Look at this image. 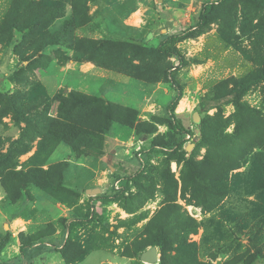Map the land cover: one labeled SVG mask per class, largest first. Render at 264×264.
<instances>
[{
  "label": "rangeland",
  "instance_id": "obj_1",
  "mask_svg": "<svg viewBox=\"0 0 264 264\" xmlns=\"http://www.w3.org/2000/svg\"><path fill=\"white\" fill-rule=\"evenodd\" d=\"M0 234L1 264H148L157 235L156 264H264V0H0Z\"/></svg>",
  "mask_w": 264,
  "mask_h": 264
},
{
  "label": "trees",
  "instance_id": "obj_2",
  "mask_svg": "<svg viewBox=\"0 0 264 264\" xmlns=\"http://www.w3.org/2000/svg\"><path fill=\"white\" fill-rule=\"evenodd\" d=\"M250 1H258V0H250ZM216 8V5L215 3H209V4H205L202 9H201V12H200V15H199V23H206L211 14L213 13V11L215 10ZM184 38L183 35H173V36H169V38L166 40L167 44H161L160 46H158L155 51L160 54V55H164V56H178L179 57V53L177 51V49L174 47V44L180 40H182ZM248 81H252L254 82V80H248ZM246 84V85H245ZM248 86L249 83L248 82H244V84H240L238 87H237V90H234L236 92H242L245 90V86ZM239 102L240 100H237V103H236V107L238 109L242 108L245 112H249L251 111L249 108H247L246 106H240L239 105ZM176 104V101L172 104V107H171V110H173V107L174 105ZM62 127H65L64 123L61 122L59 123ZM73 125V124H72ZM203 128L200 130V133H201V137L203 139L206 138V133L203 131ZM173 129L176 130L177 134L179 135L178 138L176 139H173L172 141H170L169 143L167 144H162L160 147L162 148V150L164 152L167 153V156H166V159L168 162H175L176 164H181V163H189L188 165L190 166L191 169H193V165H192V162L190 161V157H185V152L182 151V147H183V144L185 143V135L188 134V131L184 130L183 128H181L179 125L177 124H174L173 126ZM221 141L220 138L218 137L217 134L214 135V140H213V143H214V146L215 147H219L220 144L222 142H219ZM202 165V163H201ZM128 184L126 182H122L121 183V191H126L128 189ZM225 185L227 186V184L225 183ZM225 185H224V190H226L225 188ZM118 191V192H117ZM114 194V198H110V197H103V202L106 203L108 201H111L112 199H118L120 197V190H117ZM89 215H86V217H88ZM93 217V216H92ZM76 223V224H75ZM81 222H71L70 223V227H74L76 225H80ZM117 227L119 226H115L114 229H116ZM151 241L150 242H147L145 243L144 246H142V243H140L138 245V249H140V253L142 254L143 252H145L147 250V247H159L160 250L162 248H165V244H166V238L161 236V235H157L155 236V238L151 237ZM8 243V239L5 237V236H2L0 234V254L2 253L3 249L5 248V246L7 245ZM1 264V263H0ZM160 264H163V259L161 258L160 259Z\"/></svg>",
  "mask_w": 264,
  "mask_h": 264
},
{
  "label": "water",
  "instance_id": "obj_3",
  "mask_svg": "<svg viewBox=\"0 0 264 264\" xmlns=\"http://www.w3.org/2000/svg\"><path fill=\"white\" fill-rule=\"evenodd\" d=\"M193 118L197 123L200 122V117L197 113L194 114ZM196 133H198V130H196ZM99 192H100L99 189H93L89 191L88 193L95 195V194H98ZM140 261L143 263H148V264H156L158 262V254H157L156 247H151L145 252H143L140 255Z\"/></svg>",
  "mask_w": 264,
  "mask_h": 264
},
{
  "label": "crops",
  "instance_id": "obj_4",
  "mask_svg": "<svg viewBox=\"0 0 264 264\" xmlns=\"http://www.w3.org/2000/svg\"><path fill=\"white\" fill-rule=\"evenodd\" d=\"M138 12H139V14H138ZM138 15H142L140 10L132 14V17H131V20H130V24L139 25V21H141V18ZM69 62L71 63V67H75L76 66V64H75V62L73 60H71ZM89 67H90L89 63L88 64L87 63H82V65H81V67H79V69L80 70H88ZM2 264H6V263L3 262Z\"/></svg>",
  "mask_w": 264,
  "mask_h": 264
}]
</instances>
